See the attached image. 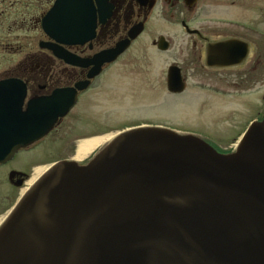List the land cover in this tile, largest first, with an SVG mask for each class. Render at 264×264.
<instances>
[{
	"label": "water",
	"instance_id": "1",
	"mask_svg": "<svg viewBox=\"0 0 264 264\" xmlns=\"http://www.w3.org/2000/svg\"><path fill=\"white\" fill-rule=\"evenodd\" d=\"M89 7L91 0H56L45 33L62 45L80 42ZM44 47L69 65H91L88 79L126 49L81 62ZM167 85L183 91L174 70ZM87 86L23 111L24 84L0 81V164L46 136ZM27 196L0 225V264H264V120L230 154L165 127L126 129L85 166L54 163Z\"/></svg>",
	"mask_w": 264,
	"mask_h": 264
},
{
	"label": "flooded vegetation",
	"instance_id": "2",
	"mask_svg": "<svg viewBox=\"0 0 264 264\" xmlns=\"http://www.w3.org/2000/svg\"><path fill=\"white\" fill-rule=\"evenodd\" d=\"M237 1L224 3L223 0H91L86 17L87 28L91 32L87 30L85 40L83 36L80 42L62 45L47 36L43 28V18L53 8L56 0H0V29L3 28L8 33L13 32L12 30L33 33L30 37L13 39L9 35L0 36V49H17V53L23 54L14 66H9L0 74V81L18 80L24 84L23 111H26L30 102H47L53 98L56 100V92L59 90L72 89L78 84L88 82L85 90L76 91L77 104L94 81L135 45L145 48L143 45L152 38L151 48L158 52L172 49L173 38L159 33L158 19H163L177 27L186 37L183 44L174 48L173 61L165 72V87L170 95L184 94L189 79L217 78L224 86L234 89V93L237 91L244 96L249 90L248 86L264 87V34L256 35L254 32L257 31L253 28V25L261 29L264 27V12L260 13V22L256 19L254 23L250 0H239L238 3ZM237 7H244V14H240L239 21ZM174 32L177 36V31ZM27 43L34 45V49L28 53ZM45 44L58 45L81 62H91L97 55L118 45H126V49L115 61L104 64L96 77L88 79V74L93 68L91 65H69L45 48ZM160 47L166 49L161 50ZM139 59V56L125 58L126 63L132 65ZM170 69L180 76L183 85V91L180 93L168 91ZM223 95L230 96L227 93ZM262 100L264 106V96ZM69 113L55 122L45 137L18 153L26 152L45 142ZM263 120L264 111L259 117L250 119L247 127L254 121L258 123ZM9 163L10 161L0 164V168H6ZM6 175L7 182L14 189L26 185L27 175L24 172L9 167Z\"/></svg>",
	"mask_w": 264,
	"mask_h": 264
},
{
	"label": "rangeland",
	"instance_id": "3",
	"mask_svg": "<svg viewBox=\"0 0 264 264\" xmlns=\"http://www.w3.org/2000/svg\"><path fill=\"white\" fill-rule=\"evenodd\" d=\"M223 1L225 3L231 0ZM249 6L254 23L256 19L260 22L264 0H250ZM236 9L239 21L240 14H244V7ZM158 21L159 33L173 38L172 49L158 52L151 48L152 38L143 43L145 48L135 45L94 81L45 142L26 152L17 153L6 168H0V225L14 205L13 202L30 187L29 184L20 189L11 187L6 175L9 167L24 172L28 182L37 167H49L55 161H72L80 140L109 134L114 137L124 129L141 125L160 126L183 134H194L218 152L230 153L235 147V140L245 131L248 121L259 117L264 111V87L248 86L249 90L243 96L237 91L234 93V89L224 86L217 78L189 79L184 94L170 95L165 87V72L173 61L174 48L183 44L186 37L177 27L163 19ZM253 28L257 31L255 34H264V27L261 29L253 25ZM174 30L177 31V36ZM12 31L8 33L2 28L0 36L9 35L13 39L33 34L28 31ZM33 47L34 45L27 43L26 53L33 50ZM17 52V49H0V74L22 58L23 54ZM129 56H139L140 59L133 65L128 64L125 58ZM110 141L105 140L87 158L76 163L85 166Z\"/></svg>",
	"mask_w": 264,
	"mask_h": 264
},
{
	"label": "bare ground",
	"instance_id": "4",
	"mask_svg": "<svg viewBox=\"0 0 264 264\" xmlns=\"http://www.w3.org/2000/svg\"><path fill=\"white\" fill-rule=\"evenodd\" d=\"M114 137H112L109 134V135H105L102 137H93V138H87V139L80 140L77 143L76 153H75V156L73 157L72 162L83 161L96 148H98V146L101 145L105 140H111V138H114ZM47 170H48L47 166H41V167L35 168L34 176L28 182H26V186H28V184H29L30 187H29V189H26L24 191V197L27 196L28 194L30 195L32 193V191H34V189L38 186V184L40 182V178L43 177V175L46 173ZM0 219H1V217H0Z\"/></svg>",
	"mask_w": 264,
	"mask_h": 264
}]
</instances>
